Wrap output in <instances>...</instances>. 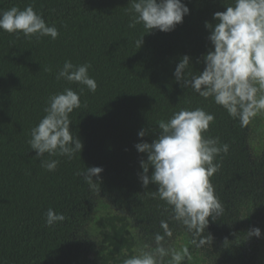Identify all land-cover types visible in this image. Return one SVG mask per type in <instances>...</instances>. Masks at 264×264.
<instances>
[{"label": "trees", "instance_id": "1", "mask_svg": "<svg viewBox=\"0 0 264 264\" xmlns=\"http://www.w3.org/2000/svg\"><path fill=\"white\" fill-rule=\"evenodd\" d=\"M182 2L190 9L182 24L171 32L146 34L140 24L128 26L130 0H0V11L32 5L59 31L55 40H29L0 30V264H109L126 243L129 216L159 233L162 220L169 227L181 226L171 218L170 207L152 195L158 186H142L140 162L147 154L135 147L156 139L158 122H167L181 110L203 108L214 114L205 136L218 137L221 148L228 145L227 153L216 156L219 169L210 177L221 205L245 186L248 165L239 120L212 98L181 87L174 76L184 55L191 58V75L204 70L203 58L213 48L205 22L217 23L213 14L226 11L234 0ZM143 35L139 49L135 41ZM67 60L91 65L89 75L98 85L95 93L56 79ZM65 88L80 94L81 107L70 119L82 152L72 159L36 157L28 143L31 130L46 115L49 97ZM140 130L146 131L143 138ZM50 159L59 160L54 172L41 166L42 160ZM87 167L103 169L93 179L94 188L76 174ZM106 202L122 213H109L103 223L98 205ZM49 208L63 214L65 221L46 226ZM209 220L212 227L216 221ZM90 224L111 229L100 248L86 236Z\"/></svg>", "mask_w": 264, "mask_h": 264}, {"label": "clouds", "instance_id": "2", "mask_svg": "<svg viewBox=\"0 0 264 264\" xmlns=\"http://www.w3.org/2000/svg\"><path fill=\"white\" fill-rule=\"evenodd\" d=\"M130 28L140 24L147 30L171 32L182 24L190 9L182 0H130ZM214 25L205 22L210 30L209 40L213 45L203 58L205 68L197 75H191L189 65L191 58L184 55L176 66L174 76L183 88H191L199 96L212 98L214 103L223 107L241 127H247L257 116L264 114V0H234L233 6L226 11L216 12ZM0 30L19 38L37 40L48 36L58 38L55 26L46 24L42 15L32 5L21 10L13 6L0 11ZM144 36L135 41L140 49ZM90 64L76 65L71 60L64 62L56 74L57 80L78 83L95 93L96 80L89 75ZM188 73V75H186ZM191 76V78H188ZM83 91V89H81ZM81 107L80 94L71 88L49 97L46 115L32 128L28 143L35 150L36 157L67 156L72 159L81 153L83 143L72 135L70 114ZM214 114L203 108L181 110L167 121H159L158 136L151 143L140 142L135 145L139 153H146L147 160H141L143 169L139 178L142 186L156 184L158 195L170 207L172 219L182 224L186 230L198 237L191 241L197 248L212 243L213 237L202 234L208 228L211 217L215 221L223 212L220 201L214 194L210 182L219 169L214 160L221 151L227 153L228 145L219 146V138L205 136ZM145 130L138 136L143 138ZM59 160H42L45 170L54 172ZM153 171L148 175L149 169ZM103 172L101 167H87L77 172L90 187H95L93 179ZM45 223L53 227L65 221L63 214L49 208L45 213ZM163 234L154 235V243L146 244L139 254L123 260V264H182L191 259L187 247L182 250L165 246V238H171L173 232L169 223L160 222ZM248 237H261V229L253 228Z\"/></svg>", "mask_w": 264, "mask_h": 264}, {"label": "flooded vegetation", "instance_id": "3", "mask_svg": "<svg viewBox=\"0 0 264 264\" xmlns=\"http://www.w3.org/2000/svg\"><path fill=\"white\" fill-rule=\"evenodd\" d=\"M244 129V154L247 158V183L240 192L233 194L226 206L222 205L223 213L217 217L212 227L204 230L202 236L213 237L212 243L197 248L191 241L199 239L181 226L170 227L171 238H165V246L182 250L187 247L191 259L185 258L182 264H264V114L254 118ZM250 176V177H249ZM103 206V207H102ZM98 205V215L106 223L108 214L121 215V211L113 204L106 202ZM227 208V213L225 212ZM124 233L126 243L114 253L115 259L109 264H123V260L139 254L146 244L154 243V235L159 233L152 227L138 224L131 216ZM124 227L125 223H119ZM261 229V237H248L253 228ZM214 229V230H213ZM88 239L95 242V248H100L99 242L105 239L109 227H96L90 224ZM163 234V233H160ZM105 250L102 253H108Z\"/></svg>", "mask_w": 264, "mask_h": 264}]
</instances>
